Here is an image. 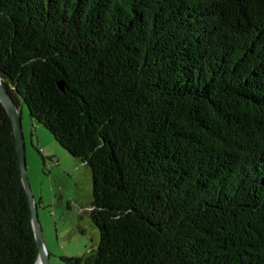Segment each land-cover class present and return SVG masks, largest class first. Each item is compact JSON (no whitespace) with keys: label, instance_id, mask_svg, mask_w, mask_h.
Segmentation results:
<instances>
[{"label":"trees","instance_id":"1","mask_svg":"<svg viewBox=\"0 0 264 264\" xmlns=\"http://www.w3.org/2000/svg\"><path fill=\"white\" fill-rule=\"evenodd\" d=\"M0 78L91 171L63 264H264V0H0ZM38 257L0 102V264Z\"/></svg>","mask_w":264,"mask_h":264},{"label":"rangeland","instance_id":"2","mask_svg":"<svg viewBox=\"0 0 264 264\" xmlns=\"http://www.w3.org/2000/svg\"><path fill=\"white\" fill-rule=\"evenodd\" d=\"M20 112L27 171L50 263L63 264L61 257L86 256L100 241L91 220V171L74 160L44 127L31 122L25 104Z\"/></svg>","mask_w":264,"mask_h":264},{"label":"water","instance_id":"3","mask_svg":"<svg viewBox=\"0 0 264 264\" xmlns=\"http://www.w3.org/2000/svg\"><path fill=\"white\" fill-rule=\"evenodd\" d=\"M60 88L64 90V84L60 83ZM0 102L3 104L6 109L12 124L13 129L17 141V149L18 155L21 165L22 172V180L27 192L31 211H32V222L35 232L36 241L39 247V257L37 264H51L50 263V254L47 251V247L45 244V239L43 235V230L40 225L39 216H38V204L36 201V197L31 188L28 171H27V163H26V154H25V145H24V134L22 128V120L20 115V109L16 105L15 101L9 94L8 90L4 86L2 79L0 78Z\"/></svg>","mask_w":264,"mask_h":264}]
</instances>
